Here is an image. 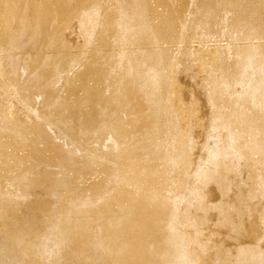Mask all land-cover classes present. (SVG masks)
Returning <instances> with one entry per match:
<instances>
[{"label": "bare ground", "instance_id": "bare-ground-1", "mask_svg": "<svg viewBox=\"0 0 264 264\" xmlns=\"http://www.w3.org/2000/svg\"><path fill=\"white\" fill-rule=\"evenodd\" d=\"M115 1L121 8L120 17L121 19L124 18L125 21L124 31L120 38L134 36L139 43H153L157 38H168L166 36L168 28L174 23L169 15L165 24H156V27H153V25L151 29L147 22H144L145 15L148 12L147 0ZM262 2L264 0H221V5L216 6L213 5V0H200L198 13L200 23L203 25L209 20L213 21L219 11H228L233 15V20L227 27V35L233 41H238L241 44L235 48V62L233 61L232 68L222 62L215 69L214 74L208 75L204 79L205 85L208 87L207 104L214 109L217 108L218 112L215 113L206 136L210 140L202 143L199 148L200 159L194 167H192L193 162L190 157L191 153H189L194 145L191 137L192 133L190 134L189 130L186 129V133L180 132L179 115L173 105L174 101H179L182 98L178 89L180 84L177 88V78L179 76L176 77L175 58L170 59L169 54L157 48L158 46L146 47L144 65L147 69L142 72L137 68L133 54L119 56L121 61L126 59V66L124 71L117 75L116 81L114 80L119 95L113 98L109 106L110 110L113 114H124L127 111L130 100L125 95L127 94L126 90L130 88L129 84L132 85L131 89L133 88L131 94H134V96L135 93L142 94L149 113L145 118L141 115L136 119V122L143 118L146 121L148 120L147 123L143 121L148 131L146 134L149 135V138H147L149 145L144 146L143 149L145 150H143L144 154L142 156L148 162L157 161V159L163 160L171 171H179L184 180V186L190 187L188 195L181 196L178 193L163 195L161 192L156 191L158 194L150 192L153 195L147 194V196H144V192L142 199L139 198L140 200H136L137 198L135 199L136 196H134L130 201L128 200L131 204L127 208L123 209L124 206L119 207L117 212L107 220L104 219V222H102V219L98 220L100 223L97 222V224L103 230L99 234L98 232L95 233V238L88 245L86 244L88 240L85 243V237H88L87 226L89 224L84 221L80 222L81 220L80 223H76L78 220L76 219L78 217H75L77 213L68 212L64 222L60 221V216L58 217L56 213V207H54L56 210L52 208L48 213L50 215H42V211L46 210L42 207L45 198L58 201L60 196L62 197L61 190L65 192L73 190L74 181L66 175L67 172L61 177L50 178V180L48 177L37 176L35 179L32 176L30 181L26 179L27 182L20 186V195L17 197L8 194L0 195V223L5 227L0 228V264H78L79 261L82 264H104L105 260L103 259L107 257H113V264H209L211 263L210 260L214 261L215 264H264V253L260 247L252 242L251 244H243L242 242L247 237L258 238L261 231L260 227H264V181H254L251 191L246 190L247 192L243 190L245 187H241L240 183H237L235 185L236 190L232 192V181L240 175V162L253 161L254 155H264V23L261 14ZM2 3V0H0V8L4 7ZM16 6L15 3V6L9 9L7 7L9 13H11L10 16L16 15L14 11ZM92 6L99 8L100 2H93ZM26 7L24 6V9ZM5 9L1 12H4ZM99 9L101 10V8ZM84 10L79 18L83 30L81 32L87 39H90L95 27L98 25L97 21L99 20H97V14L95 13L98 10H95L93 12L95 14L91 17L87 16L88 14ZM37 12L39 11L37 10ZM37 12L31 34H27L25 26L29 19L20 17V25L25 28L20 26V33L11 34L7 40L9 47L7 57L12 59L10 60L11 67L9 71L11 74L16 72L19 61V59L16 60V54H13V52L19 51L18 53H20L27 46H32L41 33L40 25L43 16L41 12ZM149 13L147 16H149ZM6 21L7 18L2 24ZM163 22L165 21L163 20ZM6 24L2 26L4 29L7 28L5 27ZM103 26L107 27L104 24ZM205 32L207 31L205 30ZM149 35L152 39L147 37ZM99 40L103 41L101 37H99ZM189 58L191 59V55ZM74 63L75 61L68 62L69 65ZM161 64L167 67L166 73H161L157 69V66L159 67ZM21 68L26 71V67ZM0 72V77L7 75L4 74L5 71L0 70ZM126 86H128L127 89ZM236 86L240 87V92L237 93L238 97L235 101L226 104L227 113L225 114V112L219 110L218 105L222 103V97L226 94L229 95ZM21 88L24 91L27 90V88ZM1 102L0 112H3ZM192 106L194 110L197 109L195 101H193ZM54 108V111L60 110L58 114H61L64 112L65 104L56 102ZM161 117H168L164 125L158 123ZM80 122H77V124H80ZM119 122V125L115 124ZM121 122L122 120H119L114 123L115 125L109 123L105 125L103 123V125L100 124L96 128L95 122L88 119L82 122L78 129L87 133V135L92 132V136H90L91 134L89 136L96 137L94 140L98 139V136L104 132L111 133L119 139L124 132ZM66 123H68L66 119L59 121V124L63 126ZM85 125H89L91 130L85 129ZM24 131L23 127H19L15 132L19 143H23ZM178 133H181V136ZM172 135H178V137L176 136V139L173 138L174 140L171 139L170 141L171 152L160 156L161 141L166 136L171 138ZM42 137L43 135H40L41 139ZM73 143L75 144V141ZM69 144H72V142L70 141ZM73 145L70 146L73 148ZM75 145L74 148L77 146ZM69 149L67 145L65 149L57 148L56 152L61 157L58 167H61L62 171L68 169V171H73L81 176L86 170L90 169H88L90 165L76 162L74 156L77 153L73 149V151ZM78 149L76 148L77 152L80 151V148ZM113 149V151L111 150L112 153L115 152L112 157L116 156V159L114 158L116 162L120 158L117 163L121 162V167H118L117 164L119 172L116 175L112 172L111 175L120 184H127V181H130L134 191H141L139 180L148 177L149 173L144 168L140 170V176L136 174L138 171L133 173L136 169L134 161L137 159V155L127 152V150L126 154L123 153L124 149L122 147V150L119 144H116ZM95 154L96 152L92 157L87 154L91 159L86 161H90L93 165L96 164L95 161L98 160V157ZM90 162L89 164H91ZM93 165L91 164V166ZM44 170L45 168L42 171L44 172ZM135 174L139 177H134ZM166 175V173L162 174L164 180L167 178ZM111 193L109 190L95 192L96 202H94L109 200ZM211 194L218 197V203L215 205H208L205 202ZM148 195L150 196L148 197ZM37 196L41 198L38 202L39 210L33 212L34 210L26 209L27 202ZM253 198H256L257 202H254ZM92 204H94L93 201H83L80 204L79 215L85 209H89ZM109 208H106L107 211H109ZM151 208H153V213L149 215L147 211L149 212ZM131 216L132 219H130ZM72 218H75L76 221H72ZM255 219H257V222H255ZM211 220L214 221L215 229L226 232L225 240L214 249L208 246L211 238L202 232L203 227ZM246 222H249L248 230H245L247 228L243 226Z\"/></svg>", "mask_w": 264, "mask_h": 264}, {"label": "rangeland", "instance_id": "rangeland-1", "mask_svg": "<svg viewBox=\"0 0 264 264\" xmlns=\"http://www.w3.org/2000/svg\"><path fill=\"white\" fill-rule=\"evenodd\" d=\"M97 1L100 2L99 8H101V10L92 6V3ZM112 1L2 0V6L4 7L0 8V70L5 71L4 74H7L4 77H0V98H2L0 101H2L1 104L4 110V113L0 112V195L8 194L17 197L20 195V186L27 182L26 179L30 181L32 179L30 177L32 176L35 177V179L37 176L44 178L48 177L50 180V178L61 177V175L67 172L66 175L69 176L70 180L74 181L75 186L73 190L69 192L61 190L60 192L63 199L60 196L58 201L45 198L42 207L46 210L42 211V215H50L48 213H50L52 208L56 207L57 210L54 209L57 211L58 217L60 216V221L64 222L68 212L77 213L75 217H78L76 218L78 220L76 221L74 220L75 218H72V221H76V223L84 221L85 223L87 222L86 224H89V226H87L88 237H85V243L88 240V243H86L88 245L92 242L93 238H95V233L98 232L99 234V232L103 230V228L97 224V222L100 223L98 220L102 219V222H104L111 217V215L113 216L119 207L124 206L123 209L127 208L131 204L129 201L134 196H136V200H140L144 192V196H147L150 192L157 193L158 191L163 195L178 193L181 196H186L190 188L189 186H184V180L179 171H171L165 161L157 159V161L148 162V160H145L144 156H142L144 154L143 150H145L143 149L144 146L149 145L147 140L149 135L148 133L146 134L148 131L144 123V121H146L144 118L148 116L149 113L142 94L135 93V96L131 94L133 88L131 89L132 85L129 84L130 88L126 86V89H128L125 95L130 100L127 111L124 114H113L112 110H110L111 108L109 106L113 98L119 95L115 84L117 75L121 74L126 66V59L121 61L119 56L123 54H133L136 59L137 68L142 72L147 69L144 65V54L146 53L145 49L148 47H153V45L155 47L158 46L157 48L169 54L170 59L175 58L176 77L179 76V78H177V88L180 84L178 89L181 92L182 98L179 99V101H174L173 105L179 115L180 132L184 133L186 129L189 130L190 134L192 133L191 137L194 145L189 151V153H191V156L190 154L189 156L193 162L192 167H194L200 159L199 148L202 143L210 140H208L206 136L209 132L212 119L215 113L218 112L217 108L214 109L207 104L206 95L208 93V87L205 85L204 79L208 75L214 74L215 69L222 62L232 68V64L235 62V48L239 47L241 44L238 43V41H233L230 36L227 35V27L233 20V15L228 11H219L213 18V21L209 20L203 25L200 23V15L198 14L200 0H166V2L165 0H147L148 12L145 15L146 21L144 20V22H147L152 29L158 24H165L167 22V16L169 15L174 23L168 28L169 33L167 32L166 35L168 38L160 37L153 43H139L134 36L120 38L124 31L125 21L123 20L124 18L121 19L120 17L119 12L121 8L119 4L115 0ZM220 2L221 0H213V5L220 6ZM15 3L17 5L14 10L16 15L10 16L11 13H9L8 9L15 6ZM262 3L261 14L264 23V2ZM24 6H27L26 9H24ZM82 8L85 9L84 11L88 14L87 16L91 17V15L96 13L97 20H99L97 21L98 25L95 27L90 39H87L83 35V32H81L83 30L79 18L83 12ZM3 9H5V13L1 12ZM36 9L39 12H37ZM35 10L37 13L41 12L43 16L40 25L41 33L32 46H27L20 52L21 55L18 53L19 51L13 52V54H16V60L18 61L19 59V61L18 63L16 61L18 64L16 72L14 71L15 73L11 74L9 71L11 67L10 60L12 59H8L7 57L9 51L7 40L11 34L16 35L20 33L23 26L20 25V17L29 19L25 26L27 28V34H31L30 32H32L34 28ZM95 10L98 11L93 13ZM148 13L149 16H147ZM6 18L7 24L6 22L4 24L7 25H5V27H7L5 29L7 30L2 27L4 25L2 23ZM163 20L165 22H163ZM103 24L107 27L105 28ZM23 28L25 27L23 26ZM205 30L207 32H205ZM99 37H101L103 41L99 40ZM147 37L152 39L150 35ZM190 55L192 60L189 58ZM60 60L62 62H59ZM71 61H75V63L69 65L68 62ZM21 67H26V71ZM157 69H159L161 73L167 72V67L164 64L159 65V67L157 66ZM21 87L27 88V90L24 91ZM239 92L240 87L236 86L229 95L226 94L222 97V103L218 105L219 110L226 114V104L235 101L238 97L237 93ZM193 98L195 99L193 100ZM193 101L197 104V109L195 110L192 106ZM56 102L65 104L64 112L61 114H58L60 110L54 111ZM189 105L192 108H190ZM5 107L7 108L5 109ZM195 111L196 113H194ZM141 115L144 116V118L136 122V119ZM65 119L68 123H66L65 126L60 125L59 121ZM88 119L95 122L96 128L100 124L103 125V123L105 125H108V123L111 125H119L120 122H115L122 120L123 135L118 139V137H115L113 134L104 132L98 136L99 138L96 139V141L94 140L96 137H90L92 136V132L87 135V133L78 129L80 124ZM166 119H168V117H161L158 123L164 125ZM80 120H82V122H80ZM77 122H80V124H77ZM147 122L148 120L146 123ZM200 124L203 125L201 126ZM19 127H23L25 130L22 139L23 143H19V139L15 133ZM85 129L91 130V127L85 125ZM181 133H178V135L181 136ZM40 135H43L42 139ZM178 135H172L171 138L167 136L163 138L159 150L160 156H164L171 152L170 141L171 139H176ZM44 138L45 140H43ZM70 141L72 144H69ZM74 141L77 146L73 143ZM73 144L76 146L75 148ZM116 144H119L121 149L123 147V153L125 152L126 154L127 150V152L129 151L137 155V159L134 161L136 169L133 173L138 171L136 174L140 176V170L143 168L149 173L148 177L139 180L141 183L139 187L142 188L141 191L138 190L139 193H137L138 191H134V188L132 189L130 181H127V184H120L118 180L111 175L113 173L116 175L117 172H119L118 167H121V162H119L120 164L117 163L120 158H118L116 162L114 160L116 156L114 155L115 157H112V154L115 152L112 153L114 150L113 147L115 148ZM66 145L68 149L73 145V148L71 147L69 150L73 149L77 153L76 155V153L73 152L75 153L74 155H76L74 156L76 162L88 163V165H90V167H88V169H90L86 170L81 176L73 171H68V169L63 170L65 171L63 172L62 168L58 167L61 162V157L60 154H57L56 150L57 148L65 149ZM68 145L71 146L69 147ZM76 148H80V151L77 152ZM94 152H96L95 156L98 157V160L95 161L97 163L94 165L89 161L93 165L91 166L86 160H90ZM87 154H90L91 157ZM263 161L264 155H254L253 161H241L239 169L241 170L240 175L232 181V192L236 190L235 185L237 183H240L239 185L241 187H245L243 189L244 191H251L254 181L259 180L263 182ZM44 168L46 170H44L45 173L42 171ZM60 169L61 171L59 172ZM190 171L191 169L189 172ZM163 173L167 174L166 180L163 179ZM129 174L131 175L132 173ZM136 174L134 177H137ZM105 190L112 192L109 196V200L95 203V192ZM232 192L231 195L233 194ZM139 194L142 195L140 196ZM150 195H148V197ZM216 197L217 196L214 197V195L211 194L206 199V204H217L218 197ZM34 198L27 202L25 208L37 212L39 210L38 202L41 198H39V196ZM85 200L93 201L94 204L79 215V210L81 209L80 204ZM252 200L257 202L256 198ZM105 207H110L109 211H107ZM147 213L151 215V213H153V208L149 209ZM130 219H132V216ZM255 222H257V219H255ZM3 226L4 225L0 223V228H5ZM243 226L247 228L245 230H248L249 222H246ZM215 228L214 221L211 220L202 229L204 235L206 234L211 238L208 242V246L212 249L216 248L226 237V232H222V230L218 231ZM260 230L258 238L254 239L253 237H247L246 239L244 238L242 242L243 244H251L252 242L258 245L264 253V227L261 226ZM231 246L233 247L232 244ZM103 260H105L104 264H113V257H107ZM209 262H211L209 264H215L212 260ZM78 264H82L81 261H79Z\"/></svg>", "mask_w": 264, "mask_h": 264}]
</instances>
